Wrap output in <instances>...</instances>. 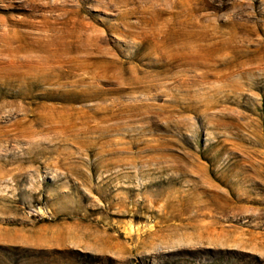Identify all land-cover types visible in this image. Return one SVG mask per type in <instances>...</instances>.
<instances>
[{
	"label": "rangeland",
	"instance_id": "rangeland-1",
	"mask_svg": "<svg viewBox=\"0 0 264 264\" xmlns=\"http://www.w3.org/2000/svg\"><path fill=\"white\" fill-rule=\"evenodd\" d=\"M0 264H264V0H0Z\"/></svg>",
	"mask_w": 264,
	"mask_h": 264
},
{
	"label": "bare ground",
	"instance_id": "bare-ground-1",
	"mask_svg": "<svg viewBox=\"0 0 264 264\" xmlns=\"http://www.w3.org/2000/svg\"><path fill=\"white\" fill-rule=\"evenodd\" d=\"M65 52V51H64ZM53 54V53H52ZM51 54V55H52ZM52 58V57H51ZM22 61V60H21ZM20 69V68H19ZM23 69V68H22ZM19 72V71H18ZM26 75V74H25ZM20 76H22V75H20ZM25 77V76H24ZM29 77H31V75L29 76ZM7 79H8V77H6ZM20 78V77H19ZM5 79V78H4ZM17 79V78H16ZM22 79V78H21ZM32 79V78H31ZM22 80H24V78L22 79ZM4 81V80H3ZM20 81V80H19ZM47 81V80H46ZM21 83H23V81H21ZM44 83V82H43ZM34 122V121H33ZM33 124V123H32ZM34 125V124H33Z\"/></svg>",
	"mask_w": 264,
	"mask_h": 264
}]
</instances>
